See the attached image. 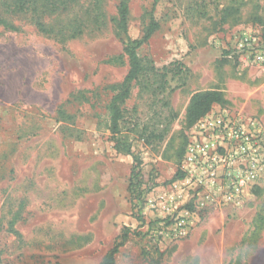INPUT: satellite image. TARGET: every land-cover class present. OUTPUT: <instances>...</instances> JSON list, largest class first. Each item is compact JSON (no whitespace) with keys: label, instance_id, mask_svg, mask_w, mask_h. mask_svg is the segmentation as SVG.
<instances>
[{"label":"rangeland","instance_id":"374dc122","mask_svg":"<svg viewBox=\"0 0 264 264\" xmlns=\"http://www.w3.org/2000/svg\"><path fill=\"white\" fill-rule=\"evenodd\" d=\"M153 1L130 0V39L142 35ZM102 4L99 25L91 0H26L20 12L0 0V16L15 27L0 25V264H100L123 227L140 234H130L116 264H240L264 221V179L238 208L204 213L185 237L170 225L192 204L184 194L172 199L170 183L192 125L191 92L216 91L210 109L243 112L264 127V70L233 49L237 32L262 37L264 0H157L160 26L138 53L160 72L167 67L166 87L157 90L153 74L132 82L120 125L145 184L155 175L139 219L127 193L132 157L115 150L105 108L128 70L126 37L111 22L117 0ZM155 218L169 221L158 239L144 234Z\"/></svg>","mask_w":264,"mask_h":264},{"label":"built area","instance_id":"2783aa9c","mask_svg":"<svg viewBox=\"0 0 264 264\" xmlns=\"http://www.w3.org/2000/svg\"><path fill=\"white\" fill-rule=\"evenodd\" d=\"M263 43L258 33L245 30L235 35L233 49L245 65L264 70ZM185 143L182 177L170 183L176 189L172 199L184 194L192 204L170 225L184 237L207 211L238 208L264 179V127L246 113L212 108L191 125Z\"/></svg>","mask_w":264,"mask_h":264},{"label":"trees","instance_id":"16d2710c","mask_svg":"<svg viewBox=\"0 0 264 264\" xmlns=\"http://www.w3.org/2000/svg\"><path fill=\"white\" fill-rule=\"evenodd\" d=\"M104 0H91V13L93 14L95 20L100 22L99 25H104V17L105 13L103 12L102 3ZM2 5L13 12H20L24 10L26 0H9L3 1L1 0ZM157 0L153 1L152 10L149 12V20L145 24L142 35L137 38H129L127 37L128 30V22H129V12H130V0H117L116 4V15L111 19L113 23V27L117 33V35L125 36L126 39L123 42L122 46V54H124L128 59V70L124 75L121 82L113 87V94L110 95L108 102L105 105L108 115V129L112 135L114 141V148L118 152H124L126 155H130L132 157V165L129 172L128 178V201L130 203V208L133 211L134 216L139 219V212L144 203V198L146 196V192L150 190L154 183L153 179L155 175H149V181L151 182V186L146 185L143 180L142 175V159L131 150L130 145H128V140L121 135L120 125L123 121L124 116V103L130 95V89L132 82L136 81L139 77L153 74L156 79V89L159 91H164L166 87V70L167 67L163 68V71H159L157 68L152 66L147 60L141 57L138 53V49L141 45L146 43L149 38L153 35V33L159 28V22L154 17V6L156 5ZM0 25L6 28H15L12 25H8L6 20L0 16ZM37 29L41 32H47L48 29L45 24L37 19L35 22ZM79 25L73 26V35L76 33H80ZM264 38V33L262 35ZM178 64V65H177ZM180 63H171V68L174 73H178V70H182V65ZM190 102L187 109V120L190 123H194L200 116L205 114L210 110L211 105L213 103H218L220 101V94L216 91H206L199 92L193 91L190 93ZM57 115H59L62 119H69L71 116L65 114V112L57 107ZM187 139V136H186ZM186 141V140H185ZM184 141V143H185ZM186 144V143H185ZM184 144V147H185ZM184 147L182 149L181 157L184 152ZM182 177V171L180 169L174 173L172 180H177ZM169 221L166 219L155 218L148 222V228L146 233L154 238H159V228L162 225H167ZM264 222V221H263ZM130 234L138 235L140 234L137 230L131 229L129 227H123L120 234L118 235V239L113 241L112 247L104 254L102 257L100 264H116L115 256L119 252L120 248L125 244V241L129 239Z\"/></svg>","mask_w":264,"mask_h":264},{"label":"crops","instance_id":"0c3cea01","mask_svg":"<svg viewBox=\"0 0 264 264\" xmlns=\"http://www.w3.org/2000/svg\"><path fill=\"white\" fill-rule=\"evenodd\" d=\"M221 212H223V211L219 210L217 213L221 214ZM224 212H231V211H224ZM217 213L207 215L206 221H204L203 224L208 226V227L212 226V222L215 219V217L217 216ZM255 239H256L255 246L245 255V257L243 258V261H241L240 264H251V261H252L251 258L254 256H256V258L259 257L257 260V263L255 262V264H261L262 262H263L262 264H264V222L261 226V229L258 230L257 238H255ZM246 261H247V263H246Z\"/></svg>","mask_w":264,"mask_h":264}]
</instances>
